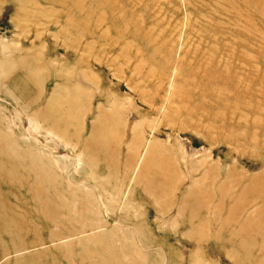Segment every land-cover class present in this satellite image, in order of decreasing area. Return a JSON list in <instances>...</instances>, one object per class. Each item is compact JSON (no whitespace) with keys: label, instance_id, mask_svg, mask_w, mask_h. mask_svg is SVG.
Wrapping results in <instances>:
<instances>
[{"label":"rangeland","instance_id":"rangeland-1","mask_svg":"<svg viewBox=\"0 0 264 264\" xmlns=\"http://www.w3.org/2000/svg\"><path fill=\"white\" fill-rule=\"evenodd\" d=\"M0 264H264V0H0Z\"/></svg>","mask_w":264,"mask_h":264}]
</instances>
